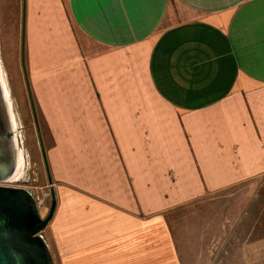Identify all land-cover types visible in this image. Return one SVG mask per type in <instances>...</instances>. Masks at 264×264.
Here are the masks:
<instances>
[{
	"label": "crops",
	"instance_id": "obj_1",
	"mask_svg": "<svg viewBox=\"0 0 264 264\" xmlns=\"http://www.w3.org/2000/svg\"><path fill=\"white\" fill-rule=\"evenodd\" d=\"M22 48L55 264H181L171 211L264 177V0H23Z\"/></svg>",
	"mask_w": 264,
	"mask_h": 264
},
{
	"label": "rangeland",
	"instance_id": "obj_2",
	"mask_svg": "<svg viewBox=\"0 0 264 264\" xmlns=\"http://www.w3.org/2000/svg\"><path fill=\"white\" fill-rule=\"evenodd\" d=\"M22 3L0 0V63L23 155L16 173L20 181L15 184L40 194L42 189L49 191V184L22 68ZM49 202L50 193L48 207ZM47 210L42 209V215ZM169 222L181 264H234L240 244L264 234V177L179 206L171 211Z\"/></svg>",
	"mask_w": 264,
	"mask_h": 264
},
{
	"label": "water",
	"instance_id": "obj_3",
	"mask_svg": "<svg viewBox=\"0 0 264 264\" xmlns=\"http://www.w3.org/2000/svg\"><path fill=\"white\" fill-rule=\"evenodd\" d=\"M22 68L25 76L23 58ZM31 107L49 184L50 202L44 215L31 191L15 184L20 181L16 173L23 155L0 63V264H55L42 231L53 216L56 197L32 101Z\"/></svg>",
	"mask_w": 264,
	"mask_h": 264
},
{
	"label": "built area",
	"instance_id": "obj_4",
	"mask_svg": "<svg viewBox=\"0 0 264 264\" xmlns=\"http://www.w3.org/2000/svg\"><path fill=\"white\" fill-rule=\"evenodd\" d=\"M5 184H11V183H5ZM29 190L31 191L32 195L34 196L39 210L40 211L42 209H46L47 210V208H48V198H49L48 189H42L40 194L34 193V191H32V189H29Z\"/></svg>",
	"mask_w": 264,
	"mask_h": 264
},
{
	"label": "bare ground",
	"instance_id": "obj_5",
	"mask_svg": "<svg viewBox=\"0 0 264 264\" xmlns=\"http://www.w3.org/2000/svg\"><path fill=\"white\" fill-rule=\"evenodd\" d=\"M18 163H19V160H18ZM22 165V164H21ZM15 177V176H14Z\"/></svg>",
	"mask_w": 264,
	"mask_h": 264
}]
</instances>
